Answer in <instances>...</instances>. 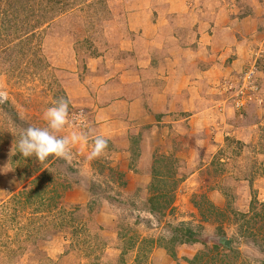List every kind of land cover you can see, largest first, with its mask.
<instances>
[{
	"label": "rangeland",
	"instance_id": "374dc122",
	"mask_svg": "<svg viewBox=\"0 0 264 264\" xmlns=\"http://www.w3.org/2000/svg\"><path fill=\"white\" fill-rule=\"evenodd\" d=\"M256 1L30 0L21 11L22 18L31 12L38 18L50 14L53 19L36 25V37L16 46L20 42L5 27L11 13L0 0V92L7 97L0 101V264H260L264 260L263 207L257 204L261 216L249 225L248 218L239 217V212L248 211L252 195L259 202L264 199V185L255 181L264 175V154H260L264 152V110L258 107L254 112L259 116L257 122L244 111L246 104H264V33L258 34L254 45H242L243 61L238 63L242 68L237 72L233 69L219 73V78L215 74L205 77L207 82L218 81L215 94L226 104L236 107V100L245 101L240 112L231 109L228 120L232 124L238 118L242 129L257 124L252 133L255 143L228 138L220 147L214 142L213 151L206 154L208 147L196 142V133L185 139L171 129L176 134L173 139L168 137V145L157 144L145 159L138 152L143 145L139 134L131 136L129 158L112 154L115 148L108 142L99 158L89 159L96 137L92 135V113L98 105L93 101L95 89L106 85L110 70L106 64L112 62L110 44L120 46L114 27L124 28L128 11L139 9L145 20L155 22L158 17L168 24L173 29L168 37L187 44V52L177 49L178 58L190 53L201 64L207 62L206 68L214 63L224 67L235 57L232 53L224 62L222 50H218V56L207 61L206 55L192 47L200 40L211 42L218 32H226L219 41L233 40L231 19L251 12ZM202 8L204 18L202 11L196 12ZM34 20L24 22L25 27ZM30 46L36 50H29ZM253 46L260 50L258 54ZM91 52L101 55L96 63ZM121 55L115 58L120 60ZM60 97L69 101L70 122L56 135L77 133L81 138L70 145V159L53 156L42 167L56 184L52 187L53 181L41 180L46 198L42 205L35 196L20 197L22 191L36 187L23 176L39 174L35 167L41 162L34 156L23 157L18 144L28 127H47L44 113ZM239 113H243L241 117ZM189 141L198 144V150H191L193 154L188 151ZM146 168L149 182L139 173ZM242 177L247 184L252 180L248 189L240 184ZM158 192L164 196L160 202L170 203L156 217L147 212V203ZM180 223L198 231L203 243L176 244L173 258L164 246L171 247L167 240ZM217 242L214 251L211 246ZM196 254L200 258L191 262Z\"/></svg>",
	"mask_w": 264,
	"mask_h": 264
},
{
	"label": "crops",
	"instance_id": "0c3cea01",
	"mask_svg": "<svg viewBox=\"0 0 264 264\" xmlns=\"http://www.w3.org/2000/svg\"><path fill=\"white\" fill-rule=\"evenodd\" d=\"M256 2L258 3V5L254 3L256 10L253 9L243 17L231 19L234 24L233 40L220 39L219 41V37H226V32L221 34L218 32L213 35L211 42L200 40L197 47H192L196 52L198 51V54H204V57L206 55L207 61L218 56V50H222L220 56H223L224 62L229 56L228 53L235 56L224 67L223 64L214 63L210 68H206L207 62L201 64L200 60H196L190 53H184L178 58L177 49L185 52L187 44L185 41L171 40L168 36L173 29H169L168 24L160 22L158 17L155 22H149L143 18V15L140 16L139 9L128 11L124 28L119 24L114 27L115 38L120 40V46L116 47V42L110 44L109 55L112 62L106 64V67L110 65V73L106 75V85L95 89L96 97L93 101L98 105L96 107L94 105L95 109L92 113L95 120V130L92 135L105 137L112 148H115L112 154L129 158L132 154L129 148L131 136L139 134L143 145L138 152H142L144 159L147 158V154L151 156L155 152L154 147L157 144L168 145V139H170L168 137L173 139L176 134H172L171 129L180 133L181 136L185 135V139L187 135L191 137L192 133H196L199 138L196 142L201 147H203L202 143H206L208 147L205 149L206 154L213 151L214 142L220 147L219 145L228 138L240 140L245 144L255 143L252 140L254 138L252 133L257 124L253 123L242 129L238 118H235L236 120L231 124L228 120L231 109L236 110L237 113L240 109L233 103L228 105L224 99H219V95L215 94L218 81L214 82L210 79L207 82L205 77L215 74V78H219L217 76L219 73H231L233 69L237 72L242 68L241 64L238 65L243 61L240 51L242 45L253 44L258 34L264 33L262 29L264 28V0ZM260 4L262 12L259 11ZM203 10V8L196 9V12L202 11L204 18ZM130 33L134 38H129ZM208 43L211 46H208L209 51L206 47ZM178 45L181 46L178 47ZM253 47L258 54L260 50L256 46ZM116 55H121V59L115 58ZM98 59L93 60L96 63ZM262 100L258 99V102L262 103ZM245 106L244 111H248L250 116L256 119L252 122H257L259 116L254 112L258 107L264 110V104ZM239 114L241 117L243 113ZM208 136L212 139L206 140ZM254 140L256 141V137ZM152 141L156 143L151 144ZM189 142L188 151L193 154L191 150H198V144ZM184 146L182 145L183 149ZM261 152L260 154H264L263 151ZM140 171L146 182H149L151 176L148 169ZM250 181L252 183V180ZM255 181L264 185V175H258ZM239 182L244 187L248 186L245 177H242Z\"/></svg>",
	"mask_w": 264,
	"mask_h": 264
},
{
	"label": "trees",
	"instance_id": "16d2710c",
	"mask_svg": "<svg viewBox=\"0 0 264 264\" xmlns=\"http://www.w3.org/2000/svg\"><path fill=\"white\" fill-rule=\"evenodd\" d=\"M51 3L52 1H57L59 2V0H49ZM4 2L7 4V13H11L9 14V16L7 17V22L5 27H7L8 29H10L14 34H15V38L16 40H18L20 43L17 44L15 43L14 45L19 46L20 44H23L24 42H26L27 40H30L31 38L36 37L35 31L38 26H42L44 24H48L47 22H49L50 20H52V16L50 14H46L47 16H44L45 19L47 21L43 22V18L41 17H37L36 14H32L31 12H27L25 14V17L22 18V12L23 10L26 9V5L27 3L30 4V0H4ZM68 4V2L66 3ZM27 11V10H26ZM25 12V11H24ZM23 12V13H24ZM29 13V14H28ZM35 19L33 23L36 24H27L26 23V27H25V23L24 22H28L30 21V19ZM41 18V19H40ZM38 25V26H36ZM27 30V32H26ZM30 35V37H28ZM12 36V35H10ZM20 39H17V38ZM24 37H26L25 41H21ZM101 43H103L102 38H101ZM36 50L35 46H30L29 50ZM91 57L97 58V56H99V53L95 52H91L90 53ZM53 156H49L45 161L41 162L39 164V166L35 167V171H40L39 174H35L33 175L31 172L29 174H26L23 176V178L27 179L26 181L32 183L34 182L36 184V187L34 188L33 185L29 188H27V191L24 190L21 192V196L22 198H24L25 200L31 198L32 196H35L34 198L37 199L42 205L44 204L45 201V196L43 197L42 194H44V192L41 190L40 188V183L41 180L43 178H47L48 182H52L53 181V176L50 175L48 173V171L46 170V168L42 167L48 163L51 162L49 160L53 159ZM264 174V173H263ZM30 178V180H29ZM251 182V181H250ZM53 185L52 187H56L55 184V180L53 181ZM39 187V188H38ZM42 191V192H41ZM164 197L162 193H156L151 195L148 198V207H147V212L150 213L152 216H162L164 213V209L167 208L169 206L170 201H167L165 204L162 203V201L160 202L159 199ZM34 200V199H33ZM164 200V199H163ZM257 204H260L261 207H263L264 209V199L262 202H259L258 199L255 196H251V200L249 203V208L247 212H239V217L241 218H248L246 221V223H248V225L251 223L252 220H254L255 217H260L261 213L259 212V210L257 211ZM250 222V223H249ZM250 227V226H247ZM263 227V226H262ZM260 227V228H262ZM223 234V232L220 233V237ZM19 241V240H18ZM202 242L201 238H200V234L198 231L194 230L192 227L190 226H185L183 224H179L177 226H174L172 228V235L168 238L167 243L170 244L171 247H165L166 251L168 252L169 255H171L173 258L175 257L174 253V245L178 244V245H193L195 243H199ZM203 243V242H202ZM207 245V243H206ZM212 250L216 251L218 250L219 247V243H213V245L211 246ZM217 256V255H216ZM200 258L199 254H196L192 259H190L191 262L197 260ZM260 264H264V260L261 261Z\"/></svg>",
	"mask_w": 264,
	"mask_h": 264
},
{
	"label": "clouds",
	"instance_id": "9594fccd",
	"mask_svg": "<svg viewBox=\"0 0 264 264\" xmlns=\"http://www.w3.org/2000/svg\"><path fill=\"white\" fill-rule=\"evenodd\" d=\"M6 93L0 92V101L6 99ZM244 106V105H243ZM47 127H28L21 135L18 144L19 152L23 157H35L39 162L45 161L49 156L70 159V145L81 137L73 133L71 137L58 136L69 124V101L63 97L58 98L54 105L47 108L44 113ZM108 140L103 136L94 138V146L89 159L99 158L107 149Z\"/></svg>",
	"mask_w": 264,
	"mask_h": 264
},
{
	"label": "built area",
	"instance_id": "2783aa9c",
	"mask_svg": "<svg viewBox=\"0 0 264 264\" xmlns=\"http://www.w3.org/2000/svg\"><path fill=\"white\" fill-rule=\"evenodd\" d=\"M248 76H249V74H248ZM245 88H248V87L247 86H243V89H245ZM252 89H254V88H252ZM244 104H245V101H243V100H236V102H235V105H236L237 108L242 107Z\"/></svg>",
	"mask_w": 264,
	"mask_h": 264
},
{
	"label": "water",
	"instance_id": "95a60500",
	"mask_svg": "<svg viewBox=\"0 0 264 264\" xmlns=\"http://www.w3.org/2000/svg\"><path fill=\"white\" fill-rule=\"evenodd\" d=\"M225 245H228L229 244V241L228 240H225V243H224Z\"/></svg>",
	"mask_w": 264,
	"mask_h": 264
}]
</instances>
